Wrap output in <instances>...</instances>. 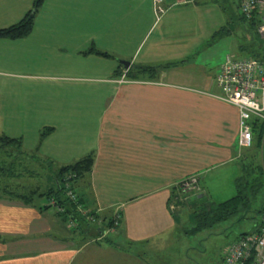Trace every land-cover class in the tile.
<instances>
[{"label": "crops", "instance_id": "0c3cea01", "mask_svg": "<svg viewBox=\"0 0 264 264\" xmlns=\"http://www.w3.org/2000/svg\"><path fill=\"white\" fill-rule=\"evenodd\" d=\"M34 2L0 0V29L19 23ZM173 2L164 0L158 18L154 0H46L29 35L0 38V132L22 148L0 154V167L13 165L15 174L0 173V264H148L179 237L168 207L178 183L237 157L239 111L217 98V75L197 82L186 73L181 47L162 46L167 25L142 47ZM135 66L166 67L134 79ZM89 155L93 168L74 189L103 223L72 229L75 216L51 206L53 195L37 203L43 190L54 191L55 175L43 190L29 178L45 160L60 169ZM117 205V230L91 234L107 230ZM129 220L137 225L125 233Z\"/></svg>", "mask_w": 264, "mask_h": 264}, {"label": "rangeland", "instance_id": "374dc122", "mask_svg": "<svg viewBox=\"0 0 264 264\" xmlns=\"http://www.w3.org/2000/svg\"><path fill=\"white\" fill-rule=\"evenodd\" d=\"M194 2L172 6L170 8L172 10L169 12L171 14L163 17L162 23L161 18L158 20L142 47L147 49L151 46L162 27L167 25V30L170 32L167 41L162 42V46L172 48L177 45L179 48L181 47V50H177L180 53V60L184 61L185 72L200 77L197 82H206L208 78L216 77L227 56L230 55L236 59L252 57L249 49L252 46L255 51L259 50L262 40L255 27L243 20L239 9V0H196ZM174 12L179 14L176 18L172 14ZM161 16L159 15L158 18ZM5 135L8 136V134L0 132V136ZM259 144V136H256L251 149H241L239 146V151L238 149L234 151L237 156L235 160L203 171L199 190L193 189L184 192L180 187H177L178 196L172 195L168 207L169 212L178 218V221L174 223V233L179 234V240L175 237L177 242H169L171 244L167 251L164 247L163 250L151 253V256L147 257L146 263L225 264L229 247L237 241L240 235L256 231L260 224L258 212L264 210V175H261L259 171L252 172L262 164ZM52 165L51 161L45 160L43 163L41 162L40 166H36V173L29 178L31 186L40 185L42 190L44 187L46 188L48 179H53L52 177L58 169L57 165ZM247 172H251V174H246ZM28 175L25 173L26 178ZM78 178L77 176L76 179ZM239 178L242 180V186L238 188L236 182ZM254 178H259L261 184L255 192L251 193L244 184L247 180L254 181ZM17 182H21V180ZM17 182L12 185L8 184V188H16ZM56 185L57 181L54 182L55 188ZM18 191L22 192V190ZM49 192L50 189L43 190L46 197L38 198L37 203L40 206L48 205L47 194ZM201 192L206 196L204 202L199 200V196H202ZM239 194L249 197L246 205L242 204L239 212L234 216L210 226L208 214L210 207L226 202ZM178 199H180L179 202ZM181 199L184 201L181 202ZM178 203L181 205L180 208L177 207ZM118 206L120 205L115 207L112 217ZM173 206L176 207L173 208ZM122 213L123 211L121 216ZM197 213L198 215L203 213L201 217L198 216L199 219L195 217ZM136 225L137 223L129 220L125 233L128 232L127 228ZM197 225L200 228L192 230ZM137 232H141V229H137ZM171 235L172 233H170ZM128 237L130 236L127 234ZM140 247L144 248L145 245ZM149 257L152 258L151 261H149ZM102 262L104 263V261Z\"/></svg>", "mask_w": 264, "mask_h": 264}, {"label": "built area", "instance_id": "2783aa9c", "mask_svg": "<svg viewBox=\"0 0 264 264\" xmlns=\"http://www.w3.org/2000/svg\"><path fill=\"white\" fill-rule=\"evenodd\" d=\"M190 1L193 0H174L172 6ZM163 2L164 0H154L158 16L166 11L162 7ZM239 9L242 18L255 26L262 40V56L243 59L227 56L216 77L217 87L220 90L217 98L238 108L241 149H251L255 137L259 136L261 161L264 165V0H239ZM76 177L75 173H69L63 179L66 198L75 205L77 212L86 222L101 225L103 221L100 214L92 212L81 204L79 195L74 189ZM199 182L200 176L193 175L179 182L178 186L184 191L199 190ZM50 205L61 214L67 213L65 207L59 205L54 198L51 199ZM122 211L123 206H118L111 218L113 225L106 230V234L117 230ZM77 221L75 217L70 218V228L76 229ZM259 226V231L240 236L229 247L225 264H248L249 261H253V264H264V212L260 215Z\"/></svg>", "mask_w": 264, "mask_h": 264}, {"label": "trees", "instance_id": "16d2710c", "mask_svg": "<svg viewBox=\"0 0 264 264\" xmlns=\"http://www.w3.org/2000/svg\"><path fill=\"white\" fill-rule=\"evenodd\" d=\"M46 2V0H35L33 8L25 15V17L17 24H14L10 27L7 28H3L0 29V38H10V39H18V38H22L25 37L27 35H29L33 28H34V23H35V18L37 13L40 11V9L42 8V6L44 5V3ZM162 7L164 8V6L162 5ZM244 20V19H243ZM245 21V20H244ZM253 27H255L253 25ZM262 42L261 45L259 47V50L257 51H251L252 53V57L255 58H261L262 56ZM93 50H90V53ZM103 56L108 57L109 54L107 53H99ZM164 67H160V66H135V70L133 71H128L129 72V77L130 78H139L136 77V75L138 74H146L149 75L151 78H156L158 75V72L160 70H162ZM49 132H44L43 136L47 135ZM9 147H17L18 149H20L21 151V142L18 139H14V138H9L7 136H0V154L1 152L4 151V149H7ZM22 153V151H21ZM2 155V154H1ZM94 155H89L88 157L76 162L73 165H69V166H64L60 169L57 170V172L55 173V181H57L56 188L54 189V191H50L47 195H53L52 198H54L55 200H57V203L63 207H65L67 213H70L71 215L73 214L75 216V218L82 224L86 225V226H90V223L88 224L84 218H82L79 213L77 212V209L75 208V205L65 196V190H64V183H63V179L64 177L69 174V173H75L77 174L78 177L85 175L87 173H89L94 165ZM13 165L10 168H5V167H0V173H5L6 175L4 176H9V177H14V171H13ZM257 171L260 172L261 175H264V165L263 163L259 166V168L255 171H252L253 173ZM246 174H251V172H247ZM241 178H239L236 182L237 187H241L242 186V182H241ZM260 181L259 178H254V181H246L244 186L248 187L251 191V193L255 192L257 190V187L260 185ZM184 191V190H182ZM187 192V191H184ZM20 199L24 200L26 203H30L31 202V196H22L19 197ZM178 198V197H177ZM204 198H206L205 196H201L199 197V200H204ZM249 200V197H245L243 195H237L231 199H229L226 202H223L219 205H214L211 206L208 214H209V219H210V226L217 223V222H221L226 220L227 218H230L232 216H234L235 214H237L239 212V208L241 207V205L243 204L244 206L246 205V201ZM180 201V199H178V202ZM184 200L181 199V202H183ZM177 207H181V205H177ZM264 212V210L259 211L258 214L259 216ZM203 214V213H202ZM198 215V213L196 214V218L199 219L198 216L201 217V215ZM122 219V216H121ZM121 219L119 222V225L121 223ZM113 219H110V223L107 229H109L112 225H113ZM200 223V222H199ZM118 225V226H119ZM118 226L116 227V229L118 228ZM200 227L197 225L196 227H194L192 230H196L199 229ZM260 226L256 229V231H259ZM202 229V228H201ZM200 229V230H201ZM87 230L89 231L90 229L87 228ZM255 231V232H256ZM100 232L106 233V230L104 231V228H96L94 231L90 232L91 234H96L98 235ZM108 234V233H107ZM244 235V234H243ZM246 235V234H245ZM242 236V235H240ZM248 264H253V261H249Z\"/></svg>", "mask_w": 264, "mask_h": 264}, {"label": "water", "instance_id": "95a60500", "mask_svg": "<svg viewBox=\"0 0 264 264\" xmlns=\"http://www.w3.org/2000/svg\"><path fill=\"white\" fill-rule=\"evenodd\" d=\"M121 62V64L126 68V69H128L129 67H130V62H128V61H123V60H121L120 61ZM58 184V183H57ZM59 185V184H58ZM204 201H206V200H202L201 202H204Z\"/></svg>", "mask_w": 264, "mask_h": 264}]
</instances>
